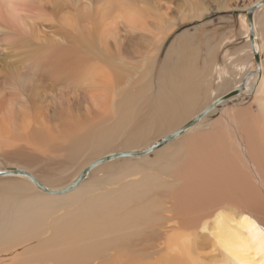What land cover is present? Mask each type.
<instances>
[{"label":"bare ground","instance_id":"obj_1","mask_svg":"<svg viewBox=\"0 0 264 264\" xmlns=\"http://www.w3.org/2000/svg\"><path fill=\"white\" fill-rule=\"evenodd\" d=\"M183 4L0 0V174L30 176L0 179V264H264V6L256 70L204 109L214 49L161 59Z\"/></svg>","mask_w":264,"mask_h":264},{"label":"rangeland","instance_id":"obj_2","mask_svg":"<svg viewBox=\"0 0 264 264\" xmlns=\"http://www.w3.org/2000/svg\"><path fill=\"white\" fill-rule=\"evenodd\" d=\"M260 1L261 0H175V2L178 3L184 2L183 11L188 16V19L183 25L178 27L174 34L165 42L161 53V59L163 60L164 54H166L165 51H167L166 49L169 48L171 43L183 33H187L185 39H189L191 48L199 53V63L202 68V63L207 59L208 50L214 49L215 61L211 64V71L205 75L204 80V88L207 86L206 88L209 89L206 94V100H202L205 102L203 108L206 104L210 106L214 99L233 89L244 76L256 70H254L256 65L251 60L250 63L252 62V64H249L251 52L248 47L249 24L247 13L252 6L254 7L255 4ZM89 4L91 6L92 2H89ZM76 5L77 4H73V8H75ZM261 19L262 15L259 17V20ZM257 24L260 25L264 32V16L263 22H257ZM235 106L237 110L251 109L252 113L257 111L256 104L249 95L243 97ZM206 107L204 109H206ZM196 116H198V114ZM217 117L216 115L213 119ZM205 124H207V122ZM163 137L164 136H160L151 142L145 143L137 149L136 152H143L149 149ZM85 167L82 171L74 175V171H70L65 178L66 180L64 179L61 181L57 188H51H60V190H62L72 186ZM10 170L11 168H2V171ZM93 171L94 169L89 171L85 178ZM3 178H5V176H0V179Z\"/></svg>","mask_w":264,"mask_h":264},{"label":"water","instance_id":"obj_3","mask_svg":"<svg viewBox=\"0 0 264 264\" xmlns=\"http://www.w3.org/2000/svg\"><path fill=\"white\" fill-rule=\"evenodd\" d=\"M264 6V0H261L260 2H258L254 7L249 9V12L247 13V20H248V24H249V40L250 43L252 44V39H253V30H252V16L255 10H257L258 8ZM255 62L258 65V56L255 54ZM243 83L240 85L242 88ZM240 88V90H241ZM237 90L234 93H230L229 95H227V97H230L231 95L236 94ZM205 112H202L201 114H199L198 116H196L194 119H192L190 122H188L185 127L181 128L180 130L172 133L171 135H169L168 137H166L165 139L155 143L152 147H150L149 149H147L146 151L143 152H139V153H122V154H117V155H113L111 157H105L102 159H99L98 161L92 163V165H90L89 167H87L85 169V171H83L81 173V175L79 176V178L77 179V181L70 187V188H74L75 186H77L86 176V174L91 171L93 168H95L96 166L106 162L107 160L110 159H116V158H126V157H138V156H145L150 154L151 152H153L154 150H156L158 147L162 146L163 144L172 141L173 139H175L177 136H179L180 134H182L185 129L191 127L192 125H194L196 122H198L204 115ZM8 172V173H7ZM6 173H1L0 176H6L7 174H23L26 175V173L21 172V171H7ZM28 176V175H26ZM30 177V176H28ZM32 182L40 189L46 190L45 188H43L36 180H34L33 178Z\"/></svg>","mask_w":264,"mask_h":264},{"label":"crops","instance_id":"obj_4","mask_svg":"<svg viewBox=\"0 0 264 264\" xmlns=\"http://www.w3.org/2000/svg\"><path fill=\"white\" fill-rule=\"evenodd\" d=\"M257 11H258V9L255 10L253 14L255 15V13H256ZM254 15H253V16H254ZM260 15H262V19H261V20H259ZM253 16H252V18H253ZM263 16H264V7L262 8V10L259 11V13H258V18H255V21H256V22H259V23L263 22ZM252 24H253V22H252ZM252 28H253V25H252ZM253 31H254V30H253ZM253 35H254V34H253ZM249 55H250V54H249ZM251 58H252V57L250 56L249 64H252V62L255 64L254 60L251 59ZM250 60L252 61L251 63H250Z\"/></svg>","mask_w":264,"mask_h":264}]
</instances>
